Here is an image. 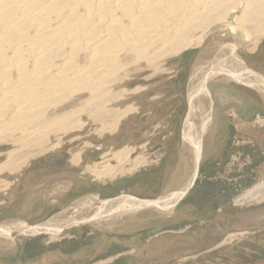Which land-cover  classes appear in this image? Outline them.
Instances as JSON below:
<instances>
[{
  "label": "bare ground",
  "instance_id": "6f19581e",
  "mask_svg": "<svg viewBox=\"0 0 264 264\" xmlns=\"http://www.w3.org/2000/svg\"><path fill=\"white\" fill-rule=\"evenodd\" d=\"M263 39L264 0H0V175L21 172L45 153L50 136L76 134L84 116L117 131L137 111L133 105L114 109L125 105L126 94L143 90H130L132 83L148 74L146 83L171 77L188 55L199 52L190 75L185 68L177 81L186 76V141L162 197L149 201L124 195L118 202L85 197L38 225L5 222L0 250L14 245L8 229L58 240L64 231L87 224L110 227L122 217L120 224L131 228L172 215L192 184L204 136L215 123L213 99L224 114L230 107L250 106L244 91L226 84L239 77L238 84L247 85L252 79L244 74L256 76L239 51L247 47L253 54ZM211 83L217 84L213 90ZM258 95L250 98L264 100V93ZM135 151L117 150L105 166L96 162L85 172L100 181L132 174L148 164L146 157L132 156ZM81 162L74 154L71 163ZM245 197L264 198V182Z\"/></svg>",
  "mask_w": 264,
  "mask_h": 264
},
{
  "label": "rangeland",
  "instance_id": "374dc122",
  "mask_svg": "<svg viewBox=\"0 0 264 264\" xmlns=\"http://www.w3.org/2000/svg\"><path fill=\"white\" fill-rule=\"evenodd\" d=\"M198 54L193 51L188 55L171 77L146 83L143 78L148 74L132 83L130 90L140 86L143 90L126 94L125 105L114 109L133 105L137 111L122 121L117 131L84 116L77 123L76 134L50 136L45 153L32 158L21 172L0 175L1 224L19 216L28 222L19 221L38 225L68 207L73 197L60 204L41 198L30 202V192L36 184L49 185L57 176L63 178L64 165L71 163L76 153L84 154L75 167L87 181H94L97 188L92 191L100 192L101 199L124 194L148 200L162 197L177 172L189 111L186 76L181 83L177 81L185 68L190 75ZM239 54L248 64L250 50L244 47ZM215 83H211L212 90ZM230 84L226 85L235 89L236 85ZM213 103L215 123L204 136L195 182L172 215L141 220L131 228L120 224L122 217L115 218L110 229L87 224L64 231L58 240L47 233H14L16 247L1 256V264H264V198L245 197L264 182V108L234 106L224 114L220 101L214 98ZM125 147L136 150L134 157H146L147 166L113 181H100L85 172L96 162L105 166L113 152ZM53 155L60 158L38 162ZM30 167H36L32 177H28ZM87 191L91 192L83 193Z\"/></svg>",
  "mask_w": 264,
  "mask_h": 264
},
{
  "label": "crops",
  "instance_id": "0c3cea01",
  "mask_svg": "<svg viewBox=\"0 0 264 264\" xmlns=\"http://www.w3.org/2000/svg\"><path fill=\"white\" fill-rule=\"evenodd\" d=\"M251 54L247 57V61L249 63V66L251 67L250 69H252V71H254V74H256V76H251V75L247 76V75L244 74L245 78L247 77L246 78L247 80L250 79V77L252 79V80L250 79L251 80L250 83L246 82V84L248 86L245 85V84H243L244 86L242 84H240V83L238 84V81H239L238 78L239 77H236L237 80L235 78L236 81L234 80L232 83L234 85L238 84V85L234 86V87H236V89L238 91H240L241 93H242V91H244V96L249 99V101L251 103V106L255 105L256 107L264 108V104H262L264 100L261 101L262 105H260L254 99L250 98L251 94L252 95H258V92H259L258 90L261 91L260 92L261 94L259 93L258 96L262 97V94L264 93V39L260 42V44L258 45V47L255 50V52L252 55ZM244 76H243V79H245ZM258 77H260L261 79H258ZM246 79H245V81H247ZM256 83H257V85H255ZM249 85H251V86H249ZM256 87H258V90H257ZM256 90L258 92H256ZM252 98H253V96H252ZM255 99L256 100L257 99L260 100V98H257V97ZM165 122L166 121L164 120V122H162V124H165ZM185 140H186L185 136L183 135V141H184L183 143H185ZM83 154H82V159H83ZM57 156L58 155H53V156H50L48 158L44 157L38 162L40 164H42V162H44V160H46V159H48V160H56L57 158H60V156L59 157H57ZM39 163H36V165L39 166ZM180 163H181V158L179 160V165H180ZM179 165H178V167H179ZM35 168L36 167H33V168L30 167L29 168L28 177L29 176L32 177V174H33ZM177 170H178V168H177ZM64 172H65V175H64L63 178H59L57 176L54 179V181H52L50 184L48 183L49 185H46V184L45 185L44 184H42V185L41 184L34 185L32 187V192H30V197H32V199H30V202H36V201H38L41 198V199L46 200L50 204H60V203H63L65 200H67V197H73V199L70 200L69 206L60 210V211H63L65 209L69 208L70 206H72L76 201H78V200H80L82 198L94 197V196H97L98 199L102 198L101 195H100V192L92 191L96 187L94 185V181L93 180H90V181L88 180L87 181L85 179V177L83 176V174H82L81 170L79 169V167H75L71 163H66L64 165ZM103 186H105V185H103ZM84 190H91V192L87 191L86 193H83ZM124 195L125 196H130V197H136V196H132V195H129V194H124ZM124 195H120L119 197L124 196ZM11 198L13 200V196ZM136 198L138 200H146V199H141L140 197H136ZM101 200L105 201V200H109V199H101ZM11 219H18V220H13V221H18V222H22V221H19V220H23V221L28 220V218H23V217H19V216L12 217ZM2 220L3 219H0V225H1ZM114 220H113V222H114ZM91 221H93V220H91ZM26 222H28V221H26ZM22 223L25 224L26 226L30 227V225L28 223H25V222H22ZM99 226H101V225H99ZM101 227L110 229L111 226L110 227H105V225H103ZM98 228H100V227H98ZM8 230L10 231L9 235H11L12 237H13L14 233H18V234H21V235L23 234V233H20L18 230H15V229H13V230L12 229H8ZM25 235H27V234H25ZM17 236H19V235H17ZM27 240H30V239H27ZM0 243H2L1 236H0ZM16 244H17L16 238L14 237V245L8 246V248L6 250H0V257L4 253L9 252L11 249L16 247ZM3 259L4 258L1 257L0 264L3 261Z\"/></svg>",
  "mask_w": 264,
  "mask_h": 264
},
{
  "label": "water",
  "instance_id": "95a60500",
  "mask_svg": "<svg viewBox=\"0 0 264 264\" xmlns=\"http://www.w3.org/2000/svg\"><path fill=\"white\" fill-rule=\"evenodd\" d=\"M197 172H198V168H197L196 171H195V175H194V177H193L192 184L190 185V187L188 188V190L193 186V183L195 182V178H196ZM188 190H187V191H188ZM187 191H186V192H187ZM186 192H185V193H186ZM185 193H184V194H185ZM184 194L179 198V200L184 196ZM117 198H118V199H117ZM117 198H115V199H116V202H118L117 200H120L119 197H117ZM115 199H113V200H115ZM179 200H177V202H178ZM111 201H112V199H111ZM177 202H176L175 204H177ZM112 205H114V206L116 205V206H117L118 204H117V203L115 204V202H113ZM142 206H143V205H142ZM174 206H176V205H174Z\"/></svg>",
  "mask_w": 264,
  "mask_h": 264
}]
</instances>
